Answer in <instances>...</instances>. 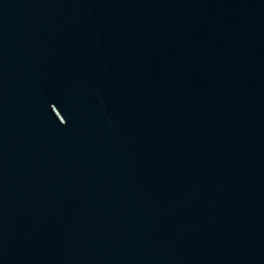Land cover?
<instances>
[{
    "label": "water",
    "instance_id": "95a60500",
    "mask_svg": "<svg viewBox=\"0 0 264 264\" xmlns=\"http://www.w3.org/2000/svg\"><path fill=\"white\" fill-rule=\"evenodd\" d=\"M0 264H264V0H0Z\"/></svg>",
    "mask_w": 264,
    "mask_h": 264
}]
</instances>
